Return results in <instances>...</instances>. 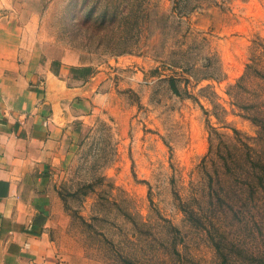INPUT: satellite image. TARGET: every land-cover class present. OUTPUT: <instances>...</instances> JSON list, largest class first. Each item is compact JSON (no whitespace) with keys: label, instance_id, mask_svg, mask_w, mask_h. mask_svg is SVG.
Instances as JSON below:
<instances>
[{"label":"rangeland","instance_id":"obj_1","mask_svg":"<svg viewBox=\"0 0 264 264\" xmlns=\"http://www.w3.org/2000/svg\"><path fill=\"white\" fill-rule=\"evenodd\" d=\"M37 34L107 76L52 176L58 264H264V0H55Z\"/></svg>","mask_w":264,"mask_h":264},{"label":"crops","instance_id":"obj_2","mask_svg":"<svg viewBox=\"0 0 264 264\" xmlns=\"http://www.w3.org/2000/svg\"><path fill=\"white\" fill-rule=\"evenodd\" d=\"M53 1L0 0V264H58L52 176L107 78L71 50L48 59L37 26Z\"/></svg>","mask_w":264,"mask_h":264}]
</instances>
